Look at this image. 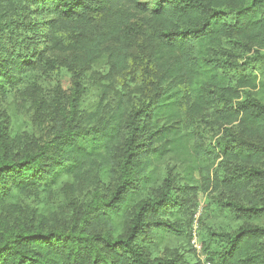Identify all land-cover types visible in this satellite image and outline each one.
I'll list each match as a JSON object with an SVG mask.
<instances>
[{
    "label": "trees",
    "instance_id": "1",
    "mask_svg": "<svg viewBox=\"0 0 264 264\" xmlns=\"http://www.w3.org/2000/svg\"><path fill=\"white\" fill-rule=\"evenodd\" d=\"M0 264H264V0H0Z\"/></svg>",
    "mask_w": 264,
    "mask_h": 264
},
{
    "label": "rangeland",
    "instance_id": "2",
    "mask_svg": "<svg viewBox=\"0 0 264 264\" xmlns=\"http://www.w3.org/2000/svg\"><path fill=\"white\" fill-rule=\"evenodd\" d=\"M243 59L240 60V62ZM239 73V71H238ZM232 79H235L234 74H232ZM60 82L62 88L65 90L70 86V79L66 73H61L60 75ZM209 196L199 195V208L198 212L195 216V220L193 223L192 228V240L190 241V245L183 244L178 240H173L168 238L163 241V245L160 246L159 250L157 251L158 255H163L168 253V251H178L183 256H185L188 260H193L197 257L201 258V247L199 245V239H204L207 230L210 227H216L220 225H225L227 222L225 219L221 217H210L208 213L206 214V208L208 207Z\"/></svg>",
    "mask_w": 264,
    "mask_h": 264
}]
</instances>
